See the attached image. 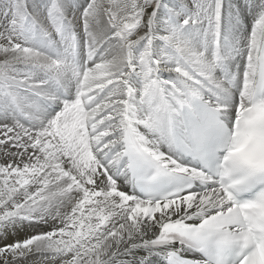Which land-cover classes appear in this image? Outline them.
Instances as JSON below:
<instances>
[{
    "label": "snow or ice",
    "instance_id": "snow-or-ice-1",
    "mask_svg": "<svg viewBox=\"0 0 264 264\" xmlns=\"http://www.w3.org/2000/svg\"><path fill=\"white\" fill-rule=\"evenodd\" d=\"M0 264H264V0H0Z\"/></svg>",
    "mask_w": 264,
    "mask_h": 264
}]
</instances>
